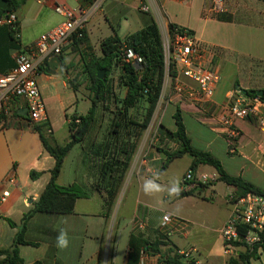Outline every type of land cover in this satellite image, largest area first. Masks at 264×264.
Listing matches in <instances>:
<instances>
[{
  "label": "crops",
  "instance_id": "1",
  "mask_svg": "<svg viewBox=\"0 0 264 264\" xmlns=\"http://www.w3.org/2000/svg\"><path fill=\"white\" fill-rule=\"evenodd\" d=\"M7 1L10 12L17 15L19 27L18 33L14 34L8 25L0 24V76L15 67L18 50L34 45L42 34L63 22L65 17L56 12V4L71 8L91 5L88 0ZM212 2L104 0L87 23L86 41L78 47L73 38L64 47L60 57L65 73L60 71V66L54 73L48 71L54 56L44 59L37 80L48 112V124L33 125L29 117L19 114L27 108L24 98H12L3 109L9 115L5 124L0 123V248L13 243L24 215L39 200L55 165V158L45 149L36 128L41 129L51 144H65L71 139V117L85 114L78 111L79 95L91 106L88 84L85 82L74 90L70 83L71 74L81 71L80 52L85 56L102 57L101 42L104 39L115 33L125 37L152 21L158 24L164 42L170 34L171 23L189 28L204 49L202 62L216 69L221 79L213 97L198 102L186 92L177 93L173 79L168 76L148 127L153 128L155 136L161 124L169 131L176 130L174 115L179 109L193 147L210 152L229 175L241 177L264 190V130L259 128L257 119H237L234 127L239 135L233 139L228 138L216 119L229 98H237L239 93L247 97L244 90H264V1L225 0V11L221 13L212 11ZM142 5L148 10H142ZM69 66L75 67L68 69ZM181 81L191 90L197 89V84L188 78L181 77ZM125 93L126 88L123 96ZM48 127L52 132H48ZM147 129L140 138L110 212L106 211L103 196L95 187L97 169L88 164L82 142L73 146L65 157L57 183L63 186L78 184L86 190L87 196L76 200L73 213L37 212L30 217L24 233L29 243L19 245L26 264L37 261L43 264H164L167 254L190 247L196 248L190 257L194 264H231V259H238L239 254L247 250L240 246L233 256L223 253L220 228L231 215L229 195L236 194V187L217 179L193 189L195 194L176 196L175 191L193 157L185 154L163 167L167 156L160 146L147 143ZM60 131H63L65 143L59 142L57 133ZM169 142L167 150L179 147L177 142ZM230 142L235 152L230 151ZM77 145L79 165L74 173L66 174L67 159ZM180 159H184V168L177 182L170 185L169 170ZM32 170L40 172V176L32 178ZM196 172L218 174L207 164H200ZM10 174L15 176L16 184L4 182ZM151 178H162L156 183L161 188L145 189L144 182ZM4 191L10 194L1 201ZM165 214L190 221V231L185 235L167 231L163 222ZM6 218L13 220L16 226H11ZM141 224L142 228L139 227ZM61 232L68 240L67 246L62 248L56 243ZM131 236L149 243L161 241L159 251L141 250L138 253L130 247ZM1 259L3 255H0ZM182 260H185L183 256ZM250 264H264V254L251 259Z\"/></svg>",
  "mask_w": 264,
  "mask_h": 264
},
{
  "label": "trees",
  "instance_id": "2",
  "mask_svg": "<svg viewBox=\"0 0 264 264\" xmlns=\"http://www.w3.org/2000/svg\"><path fill=\"white\" fill-rule=\"evenodd\" d=\"M94 0H88L93 3ZM264 1V0H263ZM12 11L10 6L0 8V16ZM178 25L171 23L170 31L172 32ZM180 27V26H178ZM78 47L86 41V34L81 39H75ZM103 52L102 57L95 55L82 56L81 71L70 80L74 90H78L83 83L88 84L90 92L89 98L91 106L85 114H76L71 117L69 128L71 131V139L65 144H51L41 129H36L40 132L45 149L55 158V165L51 169V178L42 192L39 200L34 207L30 209L23 217L22 225L15 235L13 243L8 247L0 248V255L3 259L0 264H26L20 255L19 245L29 243L25 237V228L28 220L37 212L44 213H73L75 210L76 200L79 197H86L87 192L78 184L63 186L57 183V178L62 170L65 157L73 146L83 142L88 137L89 152L88 156L92 157V162H95L97 169V180L95 183L96 189L102 194L104 207L107 212H110L114 206L119 190L122 186L125 174L132 161L133 155L137 149L139 140L143 132L148 128L153 117L154 111L160 100L167 68L165 63L164 41L158 24L152 21L142 29H139L125 37H120L117 33L104 39L101 42ZM122 48H130L135 53L143 58L140 67H137L132 62L121 61ZM62 57V53L59 55ZM75 67V66H69ZM120 68L119 81L126 88V93L122 98L116 96L113 92V85L110 76L115 68ZM105 70L104 79L98 77V71ZM169 75L173 72L170 69ZM257 94H248L247 97H253ZM97 96V97H96ZM113 98L118 102L119 108L114 112V117L111 121V127L105 138L101 142H96L90 133L96 127L98 122V108L100 104L106 105L107 100ZM264 101V94L261 96ZM142 100L147 103V110L143 119L138 121L132 118L130 110L136 107ZM9 112L2 110L0 112V123H6ZM176 130L169 131L161 124L158 128V138L160 141H175L179 147L175 150H167L159 148L163 151L167 160L163 167L170 160L189 154L193 157L190 168L197 171L200 164H207L216 169L219 174L218 180L226 184L236 187V195L243 196L248 192H254L264 195V190L258 188L254 184L244 180L241 177L229 175L223 168L220 160L214 157L210 152L196 149L192 146L190 138L186 134L185 125L181 111L178 109L174 115ZM87 124V128L82 137H77L76 134L81 130L82 126ZM91 140V141H89ZM93 157L95 159H93ZM40 172L31 171V177L37 178ZM176 196L195 194L196 191L191 189L187 191H175ZM11 226H16V223L10 218H6ZM161 241L149 243L142 238H130V247L136 251L152 250L159 251ZM264 254V238L262 242L254 248H248L245 252L239 254L238 259H231V264H250L251 259L260 257ZM164 264H194V260L187 258L182 260V255L176 250L173 254H167L163 260ZM31 264H43L40 261Z\"/></svg>",
  "mask_w": 264,
  "mask_h": 264
},
{
  "label": "built area",
  "instance_id": "3",
  "mask_svg": "<svg viewBox=\"0 0 264 264\" xmlns=\"http://www.w3.org/2000/svg\"><path fill=\"white\" fill-rule=\"evenodd\" d=\"M42 3L46 0H34ZM104 0H94L89 7L71 8L63 4H56L55 10L65 19L52 30L42 34L36 43L28 48L18 50L15 56V67L8 73L0 76V108L3 110L12 98L21 97L26 100L28 117L33 125H47L49 116L46 104L43 100L37 76L40 65L46 57L59 56L71 39H81L86 34V26L93 12L101 7ZM212 11L221 13L225 11V0H213ZM141 9L148 10L146 5ZM0 24L9 26L11 32L18 33V18L14 12H7L0 16ZM165 63L167 68L166 78L170 69V76L174 82L177 93L186 92L198 102L209 100L213 97L216 87L221 79L220 73L207 67L202 62L203 47L189 28L175 27L170 31L164 42ZM121 61L132 62L137 67L143 62V58L130 48H122ZM181 77L188 78L197 84L196 90L181 81ZM255 117L258 126L264 130V101L261 96L245 97L239 93L234 99H228L221 108L217 123L228 134V138H236L239 135L234 127L237 119ZM48 132L52 129L48 127ZM230 151L235 152V147L230 142ZM219 178V174H198L189 168L182 177L178 186L179 190L187 191L211 184ZM4 182L16 184L14 175H8ZM9 191H4L1 201L9 196ZM229 201L232 204V212L226 223L220 228L223 240V253L233 256L240 246L246 249L259 245L264 238V195L248 192L243 196L231 193ZM164 225L170 233L177 231L187 234L190 231V221L165 214ZM140 228L143 224L139 225ZM196 252L195 247L179 251L185 258H190Z\"/></svg>",
  "mask_w": 264,
  "mask_h": 264
},
{
  "label": "rangeland",
  "instance_id": "4",
  "mask_svg": "<svg viewBox=\"0 0 264 264\" xmlns=\"http://www.w3.org/2000/svg\"><path fill=\"white\" fill-rule=\"evenodd\" d=\"M72 76H74V74H71ZM120 68H115V70L113 71L112 75L110 76L111 79V83L113 85V92L116 96H118L119 98L123 97L124 94V90L125 87L121 85L120 83ZM166 83V77H165V81H164V85ZM163 85V88L165 90V87ZM167 95V94H166ZM165 99H167V96L165 97ZM90 106V103H86L82 98L81 95H79V110L82 113H86L88 111V107ZM99 111H98V117L99 120L96 124V127L93 129V131L90 133V137H92V139H94L96 142H101L105 136L107 135V133L110 130L111 127V121L114 117V112L117 111V108H119L118 102L116 103L115 100L113 98L107 100L106 105L103 106V104L99 105ZM147 103L145 102V100H142L136 107H134L133 109L130 110V113L132 115V118H136L138 121H141L143 119V116L146 113L147 110ZM144 133V132H143ZM147 134H148V141L147 143H152L156 146H160L161 148H168L169 144H171V142L169 141H160L158 139V135L156 134V136L153 134V128L148 127L147 129ZM63 131H60L57 133L58 139L60 143H65L64 141V136H63ZM143 135V134H142ZM88 139V137H87ZM85 139L82 142V146L84 149V153L87 157V161L88 164H90L91 167H94L95 169V165H96V161L97 159H95L93 157V159H95L93 162L92 157L89 155V144H88V140ZM158 139V140H157ZM91 141V140H89ZM81 144V143H80ZM139 144H140V140H139ZM79 145H77L75 147V149H73V151L70 153L68 159H67V164H66V174H70V173H74L75 168L79 165V161L80 158L78 156L79 154ZM137 151V150H136ZM183 160L184 159H180L178 161H176L174 163V165L171 167V169L169 170V175H168V179H169V184L170 185H174V183L177 182L178 177L180 175V173L182 172V169L184 168V164H183ZM162 178L159 179H147L144 182V187L145 189L148 188V190H155V188H161L159 185H157V182L162 181ZM170 187H167V189H169ZM84 191H86L84 188H82ZM170 192H172L171 188L169 189ZM165 205H167V201L164 200L163 201Z\"/></svg>",
  "mask_w": 264,
  "mask_h": 264
},
{
  "label": "water",
  "instance_id": "5",
  "mask_svg": "<svg viewBox=\"0 0 264 264\" xmlns=\"http://www.w3.org/2000/svg\"><path fill=\"white\" fill-rule=\"evenodd\" d=\"M7 4H8L7 0H0V8H3V9L6 8ZM61 63H62L61 57L60 56H54L51 59V62H50L51 69L48 70V71L51 72V73H54L55 70L60 66V69H61L60 71L62 73H65V70H64L63 66L61 65ZM98 77L103 80L104 77H105V70H99L98 71ZM243 93L246 96L248 94H257L259 96H262L264 94V90H262V89H260V90H250V91L244 90ZM19 114H21V115H23L25 117H28V115H29L28 114V108H25L24 111H19ZM86 128H87V124H84L82 126L81 130L76 134V136L79 137V138L82 137L84 132H85V130H86Z\"/></svg>",
  "mask_w": 264,
  "mask_h": 264
},
{
  "label": "clouds",
  "instance_id": "6",
  "mask_svg": "<svg viewBox=\"0 0 264 264\" xmlns=\"http://www.w3.org/2000/svg\"><path fill=\"white\" fill-rule=\"evenodd\" d=\"M175 191V189H173ZM58 247H66L68 244L67 236L65 233L61 232V234L57 237L56 240Z\"/></svg>",
  "mask_w": 264,
  "mask_h": 264
}]
</instances>
